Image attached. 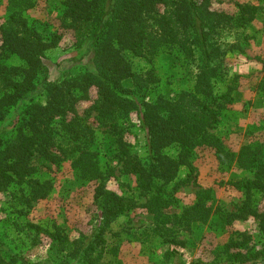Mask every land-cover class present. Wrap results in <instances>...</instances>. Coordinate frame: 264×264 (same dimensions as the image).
<instances>
[{
	"label": "trees",
	"instance_id": "obj_1",
	"mask_svg": "<svg viewBox=\"0 0 264 264\" xmlns=\"http://www.w3.org/2000/svg\"><path fill=\"white\" fill-rule=\"evenodd\" d=\"M11 1L19 10L0 26V194L19 186L20 199L32 207L53 190L51 181L39 179L40 165L70 161L83 179L95 182L97 239L103 244L104 226L137 204L106 187L92 150L95 125L101 123L115 139L121 173L136 177L137 188L147 198L143 207L157 217L161 233L169 232L167 225L191 227L212 215L210 190L199 191L195 203L180 216L164 215L174 203L172 192L191 182L198 149H209L218 161L236 162L253 173L252 179L233 185L243 190L245 198L228 214V221L255 219L263 236L260 248L249 247L248 239L231 241L220 256L227 262L264 264V147L248 145L235 154L213 132L220 111L232 101V88L215 94L222 49L215 37L222 30L253 22L258 9L237 4L238 12L229 14L214 10L212 0H65L61 28L74 33L78 48L86 47L91 66H80L76 75L52 81L44 59L63 34L47 39L29 23L22 11L32 8L34 0ZM163 52L193 65L195 84L175 100L158 96L140 102L124 83L131 81L136 90L144 91L159 79L153 68L136 71L135 59L151 61ZM11 56L23 64H6ZM259 87L264 91V81ZM134 114L145 133V158L126 140ZM170 148L177 149L176 157L168 153ZM183 166L190 170L186 179L179 178ZM32 228L44 231L41 226ZM46 233L77 264H99L100 256L94 257L97 244L90 236L71 240L59 228ZM18 261L15 255L7 259L0 244V264Z\"/></svg>",
	"mask_w": 264,
	"mask_h": 264
},
{
	"label": "rangeland",
	"instance_id": "obj_2",
	"mask_svg": "<svg viewBox=\"0 0 264 264\" xmlns=\"http://www.w3.org/2000/svg\"><path fill=\"white\" fill-rule=\"evenodd\" d=\"M64 1L34 0L32 8L22 11L45 38L63 34L59 45L47 51L44 59L52 81L76 75L80 66H91L86 47L78 48L74 33L61 28ZM237 4L250 5L258 11L253 22L231 31L222 30L215 37L222 47L219 76L214 80L215 94L223 95L232 88V101L220 111L213 130L235 154L248 145L264 147V91L259 87L264 81V0H212L214 10L229 14L238 12ZM18 10L13 1L0 0V26ZM5 63L22 65L23 61L11 56ZM151 68L159 79L151 90L138 91L131 81L124 83L127 89L135 91V98L140 102H151L158 96L175 100L195 84L193 65L173 54L163 52L151 61L135 59L136 71ZM91 97H95L94 91ZM132 121L134 125H127L126 140L138 156L145 158V133L138 125L136 114L132 115ZM95 131L92 150L105 175L107 189L133 199L136 207L104 226V243L99 244L100 229L93 198L95 182L83 179L70 161L58 166L40 165L39 179L53 184L47 199L28 207L20 199L23 192L19 186L0 194V244L7 259L15 255L17 264H77L68 255L69 251L60 252L46 233L56 228L71 240L90 236L97 244L94 257L100 256L99 264H241L227 262L220 256L225 244L248 239L249 247H261L263 236L258 221L252 218L228 221V214L236 211L245 198L243 190L233 185L252 179L253 173L249 170L241 169L236 162L218 161L209 149H198L192 159L195 171L191 182L172 192L174 203L164 215L180 216L195 203L197 193L205 190L211 191L208 204L212 215L207 222H195L191 227L185 223L173 228L167 225L169 232L161 233L157 217L143 207L147 198L137 188L136 177L121 173L117 146L108 126L97 123ZM168 153L176 157L178 151L170 148ZM189 173V168L183 166L179 178L186 179ZM257 201H261L260 196ZM34 225L44 231L35 230ZM171 240L184 245H176Z\"/></svg>",
	"mask_w": 264,
	"mask_h": 264
}]
</instances>
